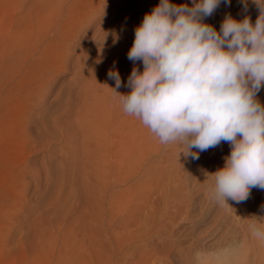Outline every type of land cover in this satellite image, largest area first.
Here are the masks:
<instances>
[{"label":"rangeland","instance_id":"1","mask_svg":"<svg viewBox=\"0 0 264 264\" xmlns=\"http://www.w3.org/2000/svg\"><path fill=\"white\" fill-rule=\"evenodd\" d=\"M159 3L0 0V264H264L248 229L264 190L240 203L209 195L228 143L193 160L133 116L118 141L108 72L124 75L135 28ZM246 3L221 0L203 22L254 24L259 8Z\"/></svg>","mask_w":264,"mask_h":264},{"label":"clouds","instance_id":"2","mask_svg":"<svg viewBox=\"0 0 264 264\" xmlns=\"http://www.w3.org/2000/svg\"><path fill=\"white\" fill-rule=\"evenodd\" d=\"M220 3L192 0L189 7L160 0L135 28L127 58L142 62L143 71L132 68L125 85L130 93L116 91L122 86L117 70L108 77L124 114L161 144L179 143L193 160L222 142L230 145L224 166L210 174V198L222 204L264 190V105L257 99L264 87V0H253L259 8L254 24L247 15H226L217 31L203 20ZM248 229L264 241V217Z\"/></svg>","mask_w":264,"mask_h":264},{"label":"bare ground","instance_id":"3","mask_svg":"<svg viewBox=\"0 0 264 264\" xmlns=\"http://www.w3.org/2000/svg\"><path fill=\"white\" fill-rule=\"evenodd\" d=\"M125 31H126V29H125ZM134 66L137 67L140 70L139 61L136 62V64L134 65L133 62L130 61L129 59L126 60V64H125V68H124L125 69L124 70L125 73L121 77L122 86L119 89H117V91L119 90V94H124L126 89L128 88V87L125 86L127 84V80H128V77H129L128 73L129 74L131 73L132 68ZM130 117L131 116L126 115V114H124L123 116L121 114H118V115H115L114 120H117L118 128L123 130V128L128 125V122H130L129 121ZM92 118H94V117H92ZM95 120H97V121H95L97 123V125H100L101 127H103V126L104 127H108V125H110L109 122L113 120V117L106 114L103 117L100 115L98 117V119H95ZM89 130H90V128H89ZM121 135L122 136H120V139L119 138H118L119 140L117 139L118 141L123 142V141L127 140L128 136H125L126 132L124 130H123Z\"/></svg>","mask_w":264,"mask_h":264}]
</instances>
